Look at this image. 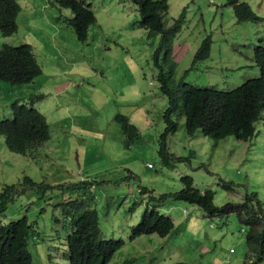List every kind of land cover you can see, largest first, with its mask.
Returning a JSON list of instances; mask_svg holds the SVG:
<instances>
[{"label": "rangeland", "instance_id": "rangeland-1", "mask_svg": "<svg viewBox=\"0 0 264 264\" xmlns=\"http://www.w3.org/2000/svg\"><path fill=\"white\" fill-rule=\"evenodd\" d=\"M84 1L97 19L86 41L68 20L72 10L57 7L55 0H18V31L10 36L0 32V48L29 43L43 69L30 83L0 81V120L9 116L12 102L44 94L34 105L47 117L51 134L34 157L10 151L0 135V194L25 176L46 185L18 194L0 219L6 223L28 216L36 222L30 244L34 264H67L61 204L92 197L104 237L125 241L108 264H243L246 231L236 214L210 218L196 205L158 202L152 196L179 191L180 178L190 175L197 188L216 191L219 206L240 203L248 192H256L264 205V120L256 123L248 141L227 136L217 142L201 131L188 133L182 118L167 138L171 156L164 164L158 138L169 98L157 80L155 53L166 44V35L149 36L130 0ZM245 1L264 17V0ZM167 3L165 29L184 15L174 37L175 86L184 77L195 86L232 89L260 75L253 56L257 46H264V19L239 23L225 0ZM208 36L210 57L195 61ZM166 49L164 45L162 56ZM163 68L167 70L166 63ZM118 113L143 128L141 138L128 141L114 119ZM83 178L96 185L85 193L66 189ZM154 206L173 218L174 229L165 237L131 240V227Z\"/></svg>", "mask_w": 264, "mask_h": 264}, {"label": "trees", "instance_id": "trees-1", "mask_svg": "<svg viewBox=\"0 0 264 264\" xmlns=\"http://www.w3.org/2000/svg\"><path fill=\"white\" fill-rule=\"evenodd\" d=\"M130 1L137 4L140 23L148 35L165 34L167 38L164 44L167 45L165 55H161L164 45L155 53V64L159 68L157 80L161 91L169 98V105L163 113L165 128L158 138L159 153L164 164L170 163L171 156L167 138L178 130L179 120L182 118H185V127L190 134L201 131L217 142L227 136H234L242 141L252 139L256 133V123L264 120V46H257L253 56V61L260 68V75L245 80L235 88L221 90L215 86H195L185 82L184 77L175 86L177 62L174 55V37L182 29L184 15L176 19L172 27L165 29L167 0ZM55 2L59 8L72 10L74 16L68 20L78 38L86 41L90 26L96 23V16L87 3L83 0ZM225 3L233 8L239 23L264 19L245 0H225ZM21 9L18 0H0V32L4 36L17 32ZM211 44V37H206L195 55V61L210 57ZM163 63L167 64L166 71ZM42 73L31 44H5L0 48V81L12 84L30 83ZM41 98L42 95L32 94L28 104L20 100L12 102L11 113L0 120V135L4 137L12 152L33 157L35 151L50 139L47 117L34 106L35 99ZM114 119L120 124L129 142L141 138L143 128L132 123L128 116L118 113ZM180 181L183 187L179 191L152 198L158 202L168 199L185 201L198 206L202 213L210 218L236 214L246 231L247 257L243 264H261L264 261V205L256 192H248L240 203L228 202L219 206L215 203V190L197 188L190 175L182 176ZM95 185V181L83 180L81 184L66 186V189L85 193ZM35 186L39 189L46 188L45 184L37 183L30 176H25L19 185L7 184L0 194V216L4 215L8 204L18 194ZM93 204L92 197L88 201L79 198L75 201L66 200L61 204L68 231L67 264H108L125 244L122 238L104 237L99 225V212ZM174 226L173 218L161 214L156 206L146 208L140 221L131 227L130 239L151 234L165 237ZM36 231V222L30 223L28 216L6 223L0 219V264H34L30 244ZM48 257L49 260L52 259L51 254Z\"/></svg>", "mask_w": 264, "mask_h": 264}, {"label": "clouds", "instance_id": "clouds-1", "mask_svg": "<svg viewBox=\"0 0 264 264\" xmlns=\"http://www.w3.org/2000/svg\"><path fill=\"white\" fill-rule=\"evenodd\" d=\"M84 1V0H83ZM89 7H90V9L93 11V9H92V6H91V4L89 3V4H87ZM225 5H226V3H225ZM22 10V9H21ZM94 12V11H93ZM94 14H95V12H94ZM95 16H96V14H95ZM96 21H97V19H96ZM18 28H19V25H18ZM144 28V27H143ZM90 29V28H89ZM18 31V30H17ZM175 47V46H174ZM43 70V69H42ZM34 81V80H33ZM45 85V84H44ZM35 95H42V98L41 99H43L44 98V94H35ZM41 99H35V101L36 100H41ZM25 103H30V102H25ZM35 106V105H34ZM11 151V150H10ZM15 153V152H14ZM20 154V153H19ZM34 157V156H33ZM149 166H151V164H149ZM83 180H85L84 178H83Z\"/></svg>", "mask_w": 264, "mask_h": 264}]
</instances>
